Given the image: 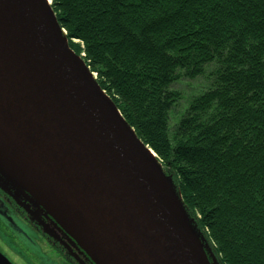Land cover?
<instances>
[{
    "label": "trees",
    "instance_id": "16d2710c",
    "mask_svg": "<svg viewBox=\"0 0 264 264\" xmlns=\"http://www.w3.org/2000/svg\"><path fill=\"white\" fill-rule=\"evenodd\" d=\"M50 1L216 263L264 264V0ZM196 79L178 111L175 85Z\"/></svg>",
    "mask_w": 264,
    "mask_h": 264
},
{
    "label": "water",
    "instance_id": "95a60500",
    "mask_svg": "<svg viewBox=\"0 0 264 264\" xmlns=\"http://www.w3.org/2000/svg\"><path fill=\"white\" fill-rule=\"evenodd\" d=\"M46 0H0V190L94 264H217L171 175ZM0 264H10L0 254Z\"/></svg>",
    "mask_w": 264,
    "mask_h": 264
},
{
    "label": "flooded vegetation",
    "instance_id": "af4514ba",
    "mask_svg": "<svg viewBox=\"0 0 264 264\" xmlns=\"http://www.w3.org/2000/svg\"><path fill=\"white\" fill-rule=\"evenodd\" d=\"M32 213L34 212L25 200L17 204L13 198L0 190V254L10 264H14L11 260L12 254L5 245L9 246L11 242L17 241L26 248V244H33V239L40 245L52 247L67 264H94L76 243L65 237L56 227L51 226L43 213H39L35 219ZM11 246L16 248L13 243ZM17 256L13 254V257ZM17 258L22 262L27 261L25 257Z\"/></svg>",
    "mask_w": 264,
    "mask_h": 264
},
{
    "label": "rangeland",
    "instance_id": "374dc122",
    "mask_svg": "<svg viewBox=\"0 0 264 264\" xmlns=\"http://www.w3.org/2000/svg\"><path fill=\"white\" fill-rule=\"evenodd\" d=\"M51 2V1H50ZM81 56V55H78ZM94 77V76H93ZM203 86V83L200 79H196L193 81H187V80H182L179 82L177 85H175V88L180 91L183 99L181 100L177 110L180 111L182 110V107L185 103L186 98L191 95L195 94L197 90H200ZM4 235V234H3ZM5 236V235H4ZM33 244L28 245L26 248L24 246L19 245L16 241V243L11 242L15 245L16 248H13L10 244L5 245V248L12 254V262L14 264H67L66 262L62 261L61 258L57 255V252L54 251L52 247H49L47 245H40L38 244L35 239H33ZM37 243V244H36ZM13 254L15 256L17 255H23L21 257H25L27 261H20L17 257L21 258L20 256L13 257Z\"/></svg>",
    "mask_w": 264,
    "mask_h": 264
},
{
    "label": "bare ground",
    "instance_id": "6f19581e",
    "mask_svg": "<svg viewBox=\"0 0 264 264\" xmlns=\"http://www.w3.org/2000/svg\"><path fill=\"white\" fill-rule=\"evenodd\" d=\"M46 2L49 4V0H46Z\"/></svg>",
    "mask_w": 264,
    "mask_h": 264
}]
</instances>
